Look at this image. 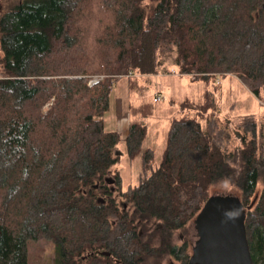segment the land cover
Returning a JSON list of instances; mask_svg holds the SVG:
<instances>
[{"label": "trees", "instance_id": "1", "mask_svg": "<svg viewBox=\"0 0 264 264\" xmlns=\"http://www.w3.org/2000/svg\"><path fill=\"white\" fill-rule=\"evenodd\" d=\"M0 42V264H30L45 242L55 264H189L174 235L220 183L253 204L247 234L264 264V116L225 122L213 91L186 99L160 162L143 149L146 122L125 137L105 122L117 80L142 89L139 78L172 69L234 75L264 102V0H0ZM122 141L129 161L141 157L125 189Z\"/></svg>", "mask_w": 264, "mask_h": 264}, {"label": "rangeland", "instance_id": "2", "mask_svg": "<svg viewBox=\"0 0 264 264\" xmlns=\"http://www.w3.org/2000/svg\"><path fill=\"white\" fill-rule=\"evenodd\" d=\"M3 50L0 42V57ZM103 78L101 75L92 76V80ZM207 80H196L192 76L181 74L172 69V73L150 75L139 78L142 89L130 90L126 77L117 80L111 95V107L105 115L106 128L119 130L125 137L129 125L135 121H144L149 125L148 135L144 141L143 149L151 147L155 150V160L160 162L167 144V131L173 117L179 115L181 103L190 99L193 102H202L207 91H213L219 104V117L225 122L235 120L244 114H255L261 121L264 116V102L254 95L247 86L236 76L219 75ZM161 95L162 100L154 102L155 96ZM146 102L154 107V114L142 116L141 105ZM152 104V105H151ZM117 151L121 154V163L115 166L122 175V186L125 189L130 183L138 182L141 157L129 161L125 153V144L120 142ZM227 183L216 186L214 194H231ZM181 233V232H180ZM183 239L178 237V243L187 241L191 247L197 240L194 226H189ZM44 250L38 249V243L30 246V264H55V247L51 242L44 243Z\"/></svg>", "mask_w": 264, "mask_h": 264}, {"label": "water", "instance_id": "3", "mask_svg": "<svg viewBox=\"0 0 264 264\" xmlns=\"http://www.w3.org/2000/svg\"><path fill=\"white\" fill-rule=\"evenodd\" d=\"M252 206L234 194H212L194 220L199 233L189 264H254L246 228Z\"/></svg>", "mask_w": 264, "mask_h": 264}, {"label": "flooded vegetation", "instance_id": "4", "mask_svg": "<svg viewBox=\"0 0 264 264\" xmlns=\"http://www.w3.org/2000/svg\"><path fill=\"white\" fill-rule=\"evenodd\" d=\"M112 189L114 190V188H112ZM108 197H109V195H106V197H102V198L98 199V201L101 202V203H105V202H106V199H108ZM105 198H106V199H105ZM117 201H118L121 205L124 206V207H123L124 209H126V208L128 207L127 202H124L123 199H122L121 197H117ZM189 226H194V228H195V230H196V232H197V236H198V233H199V232H198L197 229H196V225H195V221H194V220H193L192 222H190V224L188 225V227H189ZM178 237H180V239H183V237H184L183 233L176 232L175 235H174L175 242H176L177 244H180V243H178ZM185 241H186V240H185ZM185 241H183L181 244H184ZM194 245H195V243L193 244V246H191L192 249H193ZM108 253H109V254H106V255H107V256H110L111 253H110V252H108ZM113 262H114L115 264H116V263H120V261H119L118 259L114 260ZM163 264H183V263H182L181 260L174 259V258H172V257H170V256L167 255L166 257H164Z\"/></svg>", "mask_w": 264, "mask_h": 264}, {"label": "built area", "instance_id": "5", "mask_svg": "<svg viewBox=\"0 0 264 264\" xmlns=\"http://www.w3.org/2000/svg\"><path fill=\"white\" fill-rule=\"evenodd\" d=\"M97 80H98V78L92 80L91 83L96 82ZM160 100H162L161 95H158V96L155 97V101H160Z\"/></svg>", "mask_w": 264, "mask_h": 264}]
</instances>
